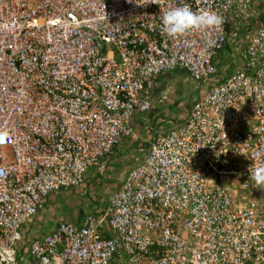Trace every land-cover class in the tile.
<instances>
[{
  "label": "built area",
  "instance_id": "built-area-1",
  "mask_svg": "<svg viewBox=\"0 0 264 264\" xmlns=\"http://www.w3.org/2000/svg\"><path fill=\"white\" fill-rule=\"evenodd\" d=\"M185 4L223 22L162 34L161 12ZM230 35L239 64L222 80ZM176 69L207 88L107 208L31 237L46 198L80 187ZM261 163L264 0H0V264H264Z\"/></svg>",
  "mask_w": 264,
  "mask_h": 264
},
{
  "label": "crops",
  "instance_id": "crops-1",
  "mask_svg": "<svg viewBox=\"0 0 264 264\" xmlns=\"http://www.w3.org/2000/svg\"><path fill=\"white\" fill-rule=\"evenodd\" d=\"M237 25L238 24L232 26L231 24V27L236 29L237 33L239 34H243L248 30L247 28V30L244 32L245 28L242 29V25ZM235 37L236 36L231 35L230 41L233 42ZM231 42L229 43L231 47L228 48L232 49L233 43L231 44ZM159 77L160 76L156 77L155 79V90L157 86L156 80ZM161 89L162 88L159 90V94ZM146 114L135 113L131 117L129 125L132 128L134 135L138 132V130L134 129V126L140 125L141 120L144 119ZM161 116L162 115H160V117ZM173 116H170L169 119L176 118ZM167 120L163 118L161 120L156 119V126L154 125L152 131H154L155 128H158L160 124L162 125L161 127L163 131H165L168 128ZM134 135L125 138L120 147L115 150L114 154L101 161L99 167L96 168V170L90 174L86 173L85 185L88 188L87 192L82 190V186L79 188L82 190L80 192H72L76 189H66L46 198L43 208L34 218L33 222L28 225V229H30V236H40L49 233L59 221H67L79 225L86 214L94 213L99 210H105L108 206V197L121 188V184L127 173L131 169L140 165L143 160L141 158L148 153L155 133L153 132L151 142L146 144V149L147 147L148 149L145 153H143L145 151L143 141L146 140L142 138L140 133L138 135ZM121 157L124 158L123 161L126 163L124 162V166L122 163L119 164L120 170L117 174V170L111 168V166L113 165L114 161L117 165V161ZM27 259L29 258L23 255L22 260H24L25 263L28 262Z\"/></svg>",
  "mask_w": 264,
  "mask_h": 264
},
{
  "label": "rangeland",
  "instance_id": "rangeland-1",
  "mask_svg": "<svg viewBox=\"0 0 264 264\" xmlns=\"http://www.w3.org/2000/svg\"><path fill=\"white\" fill-rule=\"evenodd\" d=\"M104 52L105 51H103V53ZM237 63H238L237 54L231 48H225L221 53L220 65L224 67H228V66L231 67V66L236 65ZM156 83H157L156 90L157 88L161 87L162 88L161 92L166 91L168 100L164 106H159L156 103H154V108L145 115L144 119L141 120V124L134 126V129L138 130V132L136 131L137 133H135V135H138L140 133L142 138L146 140V141H143V145L145 147V151L143 153H145L148 149V147L146 149V146H147L146 144L147 143L149 144L151 142V138L153 137V132L156 135V128L154 129V131H152L154 125L156 126L155 124L156 119L161 120L163 118L167 120L170 118V116L175 115L173 117H177L179 115H182L185 109L190 104V102L198 96V92L205 91L207 88L204 85L200 87L198 83L193 81L190 78V76L185 71H182V70H174L170 73H166L160 78H157ZM159 114L162 116L160 117ZM133 135H134V132H133ZM143 158L144 157H142L141 159ZM123 160L124 158L121 157L117 161L118 163L117 165H116V162L114 161L113 165L111 166V168H114L117 170L116 172L117 174H118V171L120 170L119 164L122 163V165L124 166L125 161ZM94 170H96V168L93 167L89 169L87 173L90 174ZM82 188H83L82 189L83 191H86V192L88 191V188L85 184ZM82 190L76 189V190H73L72 192L74 191L80 192ZM108 235H111V232H109ZM27 260L28 262H30V259H27Z\"/></svg>",
  "mask_w": 264,
  "mask_h": 264
},
{
  "label": "clouds",
  "instance_id": "clouds-1",
  "mask_svg": "<svg viewBox=\"0 0 264 264\" xmlns=\"http://www.w3.org/2000/svg\"><path fill=\"white\" fill-rule=\"evenodd\" d=\"M159 4L160 0H151ZM161 32L169 37L183 35L191 30L207 29L219 26L223 19L214 11H193L187 4L178 7H169L161 12ZM251 179L257 187L264 185V163L249 168Z\"/></svg>",
  "mask_w": 264,
  "mask_h": 264
},
{
  "label": "bare ground",
  "instance_id": "bare-ground-1",
  "mask_svg": "<svg viewBox=\"0 0 264 264\" xmlns=\"http://www.w3.org/2000/svg\"><path fill=\"white\" fill-rule=\"evenodd\" d=\"M230 38H231V35H230ZM230 38H229V40H228V43H227V45H226V47L225 48H228L229 46H230ZM231 44H232V42H231ZM221 56V55H220ZM220 56H219V58H218V64H219V68H220V70H221V74H223L222 75V80H223V78L226 76V75H229L230 73H232L233 71H234V69L237 67V65L239 64V59H238V63L236 64V65H234V66H228V67H224V66H221L220 65ZM176 70H178V69H176ZM174 71V70H173ZM183 71V70H182ZM170 72H172V71H169V72H166V73H170ZM186 72V71H185ZM166 73H164V74H162V75H159V76H163V75H165ZM189 75V74H188ZM158 77V76H157ZM155 79H156V77L154 78V84H155ZM199 86L200 87H202L203 85H201V84H199ZM155 90V89H154ZM200 90V89H199ZM199 93L200 92H198V95H199ZM159 95V94H158ZM156 96L154 95V98H155ZM168 100V99H167ZM167 100L164 102V103H162V104H160V103H158L155 99H154V101H153V103H152V108L148 111V112H150L153 108H154V103H156L157 105H159V106H164L165 104H166V102H167ZM193 101V100H192ZM191 101V102H192ZM191 102H190V104H191ZM189 104V105H190ZM188 105V106H189ZM148 112H145V113H139V114H146V113H148ZM135 114V113H134ZM133 116V115H132ZM180 116V115H179ZM179 116H177V117H179ZM171 120H175V118H171ZM129 122H130V120H129ZM128 122V123H129ZM162 125L160 124L159 126H158V128H156V134L158 133V132H162L163 131V129H162V127H161ZM131 128V127H130ZM132 129V128H131ZM133 136V130H132V133L129 135V136ZM129 136H127V137H129ZM127 137H124L123 139H122V141H121V143L114 149V152H115V150L117 149V148H119L120 147V145L122 144V142H123V140L125 139V138H127ZM114 152L112 153V154H114ZM111 156V155H110ZM109 157V156H108ZM108 157H106L105 159H107ZM145 157V156H144ZM105 159H103V160H105ZM144 159V158H143ZM103 160H101V161H103ZM143 161V160H142ZM101 163V162H100ZM142 163V162H141ZM141 163H140V165H141ZM100 165V164H99ZM99 165L98 166H95L94 168H98L99 167ZM140 165H138V166H140ZM137 166V167H138ZM93 168V167H92ZM136 168V167H135ZM91 169V168H90ZM89 170V169H88ZM88 170L86 171V173L88 172ZM86 173H85V176H86ZM84 184H85V177H84V182H83V184L80 186V187H77V188H66V189H79V188H81L82 186H84ZM66 189H62L60 192H62L63 190H66ZM59 193V192H58ZM56 194V193H55ZM51 195H53V194H51ZM48 198V197H47ZM67 222V221H66ZM76 225V224H75ZM36 236H38V235H36ZM40 236H43V235H40ZM23 255H25V257H26V254H24L23 252L21 253V259H20V262H22L23 260H22V258H23ZM28 257V256H27ZM29 258V257H28ZM30 259V258H29Z\"/></svg>",
  "mask_w": 264,
  "mask_h": 264
},
{
  "label": "trees",
  "instance_id": "trees-1",
  "mask_svg": "<svg viewBox=\"0 0 264 264\" xmlns=\"http://www.w3.org/2000/svg\"><path fill=\"white\" fill-rule=\"evenodd\" d=\"M161 77V76H160ZM159 77V78H160ZM161 88V87H160ZM160 88H157V90H154V92H153V94L155 95V96H157L158 94H159V90H160Z\"/></svg>",
  "mask_w": 264,
  "mask_h": 264
}]
</instances>
